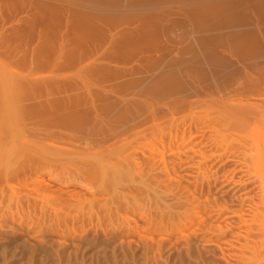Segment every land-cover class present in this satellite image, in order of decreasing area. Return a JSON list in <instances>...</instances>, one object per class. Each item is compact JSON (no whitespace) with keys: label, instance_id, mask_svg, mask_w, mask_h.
Listing matches in <instances>:
<instances>
[{"label":"rangeland","instance_id":"rangeland-1","mask_svg":"<svg viewBox=\"0 0 264 264\" xmlns=\"http://www.w3.org/2000/svg\"><path fill=\"white\" fill-rule=\"evenodd\" d=\"M258 101L264 0H0V264H264Z\"/></svg>","mask_w":264,"mask_h":264},{"label":"bare ground","instance_id":"bare-ground-1","mask_svg":"<svg viewBox=\"0 0 264 264\" xmlns=\"http://www.w3.org/2000/svg\"><path fill=\"white\" fill-rule=\"evenodd\" d=\"M252 105L257 112L256 115L259 116L261 126H254L246 138L247 141H244L245 144H243L249 147L251 151V165L247 166V170L249 177L255 180L257 187L261 191L260 203L264 206V102L258 101ZM257 216L264 222V209L260 210ZM261 226L264 227V225Z\"/></svg>","mask_w":264,"mask_h":264}]
</instances>
